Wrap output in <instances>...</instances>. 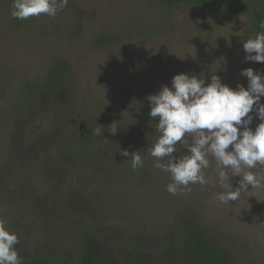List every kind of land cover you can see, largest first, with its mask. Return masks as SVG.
I'll use <instances>...</instances> for the list:
<instances>
[{"label": "rangeland", "instance_id": "1", "mask_svg": "<svg viewBox=\"0 0 264 264\" xmlns=\"http://www.w3.org/2000/svg\"><path fill=\"white\" fill-rule=\"evenodd\" d=\"M146 3L69 0L54 18L35 17V29L32 25L27 32L13 29L12 3L0 7L1 92L8 96L25 77L55 76L52 69L63 72L64 64L69 69L63 83L56 82L53 106L39 114L28 110L22 130L0 132V220L17 234L20 259L35 250L73 253L77 239L89 233L113 264H127L136 256L163 255L159 261L167 264H197L167 250L170 234H178L182 222L190 221L208 229L212 242L225 249L232 264H264V188L253 190L249 185L239 200L221 203L214 198L223 189L213 162L204 170L206 184L170 194L166 190L169 174L153 166L148 152L158 135L155 126L136 117L108 86L110 76L115 77L142 101L163 85L170 87L179 73L201 75L205 81L215 74L233 89L238 84L247 88L243 69L251 67L264 75V63L245 60L249 21L242 14L228 20L193 11L177 15L162 37L131 40L109 49L91 48L94 36L104 30L159 26L158 16ZM95 99L109 114L91 118L90 138L80 156L61 159L60 144L76 132L80 121L75 105L84 108ZM56 108L60 111L57 122L73 118L53 132L47 145L38 144L44 138L36 136L33 128L44 127ZM85 109L91 114L90 107ZM115 126L117 132L110 133ZM98 127L101 135L95 132ZM123 150L140 151L143 168L133 170L130 158L121 155ZM23 161L28 162V173L17 170ZM239 179L231 177L232 190L239 186ZM153 201L156 206L149 203ZM68 202L76 206L75 211L65 206Z\"/></svg>", "mask_w": 264, "mask_h": 264}, {"label": "clouds", "instance_id": "2", "mask_svg": "<svg viewBox=\"0 0 264 264\" xmlns=\"http://www.w3.org/2000/svg\"><path fill=\"white\" fill-rule=\"evenodd\" d=\"M69 0H12L11 15L21 21L46 15L54 18L67 7ZM260 27L264 29V23ZM246 61L264 63V31L243 43ZM248 80L245 88L235 89L215 74L210 83L201 75L179 73L172 77L171 86L163 85L147 100L149 116L155 123L157 138L148 149L153 166L170 177L166 190L175 195L189 185L207 183L205 169L213 165L222 192L215 195L221 203L237 201L243 191L264 187V75L251 67L241 71ZM260 123L249 126L253 115ZM158 118V120H157ZM97 135H101L98 127ZM117 126L110 133L115 134ZM177 144L184 149L178 152ZM121 155L129 157L133 170L143 168L140 151ZM259 166L260 171L254 172ZM239 176V186L232 190L231 177ZM17 234L0 220V264H21L16 245Z\"/></svg>", "mask_w": 264, "mask_h": 264}, {"label": "trees", "instance_id": "3", "mask_svg": "<svg viewBox=\"0 0 264 264\" xmlns=\"http://www.w3.org/2000/svg\"><path fill=\"white\" fill-rule=\"evenodd\" d=\"M0 0V7L7 3H12V0ZM146 7L153 10L159 18V26H140L136 25L129 29L121 31H107L104 30L97 33L92 42L91 48L95 50L109 49L115 46L122 45L131 40H137L142 38H158L166 34L167 24L170 23L177 15L191 13L193 11H200L209 14L212 17L223 19H234L238 15H245L249 21L248 32L251 37H255L258 32L264 31L260 27L261 23H264V0H147ZM149 9V10H150ZM61 14L60 12L57 13ZM73 17V16H72ZM75 17L79 20L78 14L75 13ZM73 17V19L75 18ZM34 18L31 17L28 20H18L11 17V25L14 30L27 32L32 28L35 29ZM34 35V34H28ZM68 67L64 64L63 72H55L52 69V74L55 76H42V78L25 77L21 79V84L16 86L8 96L5 92L0 91V132L5 128H15V130H22L24 128L23 118L27 114L28 110H32L36 113H44L49 107L53 106L51 100L56 90V82L59 80L63 83V76H67L69 72ZM112 76H110L111 78ZM108 80L109 89L121 98L122 102L132 111V113L145 121L148 124L154 125L156 121L152 120L149 116L150 105L147 100H141L136 91H133L127 86L118 83L117 80ZM211 77L206 79V83H210ZM63 93H65L63 91ZM67 94V93H65ZM69 96V94H67ZM55 102V101H53ZM97 100H93L89 105L76 104L75 106L80 110H76V114L79 115L76 132L68 135L66 143L60 144L61 159L77 158L79 152L83 150L86 141L90 138L87 135L91 134V124L101 112L108 113L106 109L95 104ZM94 103V104H93ZM90 107V113L85 108ZM53 118L46 121V125L42 128H33V133L37 136L42 134L43 141H35L38 144H48L53 139V132L62 130L64 121L71 122L73 116L65 117L61 119V123L57 122V114L60 111L58 108L50 111ZM64 113V112H63ZM109 114V113H108ZM253 115V121L249 126L253 130L260 123L259 119ZM55 116V117H54ZM82 116V117H81ZM94 116V117H93ZM43 118L40 119L43 121ZM93 118L94 120L92 121ZM158 120V118H157ZM51 121V122H50ZM69 121V122H68ZM72 123H70L71 125ZM56 127V128H55ZM35 129H38L35 130ZM52 129V130H51ZM32 133V130H31ZM90 136V135H89ZM47 139V141H46ZM37 144V145H38ZM46 148H43V150ZM178 152L176 155L182 153L180 145L177 147ZM46 158V157H45ZM28 162H21L17 166V170L22 173H28ZM260 171L259 166L256 168V172ZM136 177V176H135ZM137 179V178H136ZM140 181V178H138ZM156 181V180H155ZM264 188V187H262ZM150 193V192H149ZM191 194V192H187ZM151 206H156L157 201L149 202ZM65 206L72 207L71 211H75L76 206L71 205L70 202ZM150 206V205H149ZM128 207V205H127ZM80 208V205H79ZM185 221V220H183ZM181 231L177 234H170L171 241L167 250L173 252H179V254L188 259L194 260L197 264H232L231 260L226 253L225 249L212 242L208 233L204 228H198L194 223L190 221L182 222ZM174 236V237H173ZM77 248L73 253L66 255H58L53 251L35 250L34 253L20 259L21 264H113L107 261L103 255V251L97 244L92 235L87 233L82 238L77 239ZM161 258H165L163 255ZM161 258H151L147 256H136L128 260L127 264H167Z\"/></svg>", "mask_w": 264, "mask_h": 264}]
</instances>
